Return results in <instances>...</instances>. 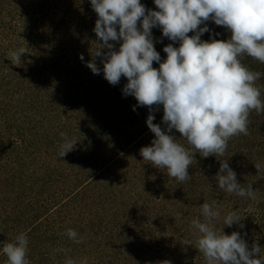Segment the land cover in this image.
<instances>
[{
    "label": "trees",
    "instance_id": "1",
    "mask_svg": "<svg viewBox=\"0 0 264 264\" xmlns=\"http://www.w3.org/2000/svg\"><path fill=\"white\" fill-rule=\"evenodd\" d=\"M141 3L158 10L154 0ZM97 18L90 0H0V264L7 260L3 243L21 232L29 241V264H64L68 257L98 264L102 255L129 247L128 238L151 220L175 206H193L197 191L218 188L220 160L237 176L264 174L255 167L264 159V118L255 126L254 110L249 134L232 137L223 156L194 153L189 180L178 182L144 161L140 149L155 138L146 124L149 108L123 94L126 77L113 86L103 71L93 74L87 67L102 43L93 31ZM206 24L210 32L201 40L231 37L214 21ZM151 32L163 62V48L179 42L163 37L159 27ZM110 43L118 50L121 42ZM20 47L27 53L13 65L8 54ZM95 62L103 68L100 58ZM241 62L264 74V63L247 55ZM256 84L264 99V75ZM152 114L165 129L162 105ZM61 132L77 140L64 157ZM169 134L188 147L178 131ZM68 229L84 242L70 240ZM56 248L70 251L53 259Z\"/></svg>",
    "mask_w": 264,
    "mask_h": 264
},
{
    "label": "clouds",
    "instance_id": "2",
    "mask_svg": "<svg viewBox=\"0 0 264 264\" xmlns=\"http://www.w3.org/2000/svg\"><path fill=\"white\" fill-rule=\"evenodd\" d=\"M90 3L98 17L93 31L102 43H96L98 47L91 52L94 59L87 67L93 74L103 71L104 78L113 86L122 76L126 77L123 94L134 96L138 106L149 108L146 124L155 138L150 146L140 149L144 161L166 169L168 177L184 182L190 179L188 169L194 153L205 158L223 156L232 137L249 134L250 113L264 112L261 90L256 84L264 74L250 70L241 57L247 55L264 63V0H154L158 10L146 9L141 0ZM209 20L227 29L231 37L226 41L211 37L209 41L201 40L204 33L210 32L206 24ZM156 27L162 30L163 37L179 42V47L169 43L163 48L167 54L163 62L154 47L151 30ZM190 32L195 34L189 36ZM110 41H120L119 49L113 50ZM25 53L27 49L20 47L8 55L13 65H19ZM95 58H100L102 69L97 67ZM80 59L83 61V54ZM153 62L159 64L158 69ZM161 105L163 130L160 124L153 123L152 114ZM173 129L188 147L169 134ZM60 135L63 142L59 156L64 157L74 149L77 140L64 132ZM255 167L260 170L259 165ZM215 179L223 192L257 200L252 184H240L227 160H220ZM200 210L202 219H193L191 226L197 230L196 249L203 254L206 264H264L258 244L249 250L241 233L233 231L227 235L223 227L216 228L215 222L221 219L218 206L204 202ZM243 218L239 212L230 211L223 216V224L231 227L236 223L244 228L240 223ZM64 234L76 244L85 239L73 229ZM28 243L23 232L12 242H4L6 264H29ZM68 251L53 249V259L57 253ZM64 264L76 261L68 257ZM80 264H87V258Z\"/></svg>",
    "mask_w": 264,
    "mask_h": 264
},
{
    "label": "rangeland",
    "instance_id": "3",
    "mask_svg": "<svg viewBox=\"0 0 264 264\" xmlns=\"http://www.w3.org/2000/svg\"><path fill=\"white\" fill-rule=\"evenodd\" d=\"M254 117L256 126L259 120L260 123L262 122L264 112L256 113ZM258 164L264 168V159H258L256 165ZM262 173L243 171L237 176L240 184L245 186L252 184L253 190H256V201L219 191L218 188L197 191L193 206H175L168 213L166 212L167 216L159 217L156 221L151 220L149 224L140 227L139 233L128 238L129 247L117 248L102 255L98 264H162L163 261H169L170 264H206L203 254L196 249L197 230L191 226L193 219L197 217L202 219L200 209L204 202L214 203V206H218L221 211V219L215 222L217 229L223 227V232L227 235L233 231L241 233L249 250L253 244L259 245L260 257L264 259V174ZM230 211H237L244 217L240 222L244 228H240L236 223L231 227L224 226L223 216Z\"/></svg>",
    "mask_w": 264,
    "mask_h": 264
}]
</instances>
